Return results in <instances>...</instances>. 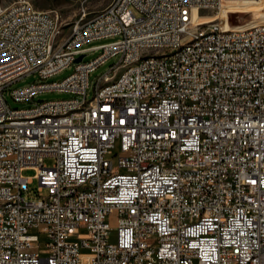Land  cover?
Returning a JSON list of instances; mask_svg holds the SVG:
<instances>
[{
  "label": "built area",
  "instance_id": "1",
  "mask_svg": "<svg viewBox=\"0 0 264 264\" xmlns=\"http://www.w3.org/2000/svg\"><path fill=\"white\" fill-rule=\"evenodd\" d=\"M13 2L0 5V264H264V23L194 22L231 0H113L71 26ZM53 92L71 97L35 101Z\"/></svg>",
  "mask_w": 264,
  "mask_h": 264
},
{
  "label": "rangeland",
  "instance_id": "2",
  "mask_svg": "<svg viewBox=\"0 0 264 264\" xmlns=\"http://www.w3.org/2000/svg\"><path fill=\"white\" fill-rule=\"evenodd\" d=\"M15 0H0V5L7 6ZM31 5L38 10L49 11L53 13H57L60 21L69 23V26L75 24L80 19V11L82 7L85 8L86 17L84 21L91 19L95 14L102 11L105 7H107L113 0H28ZM218 15H197L196 22L197 23H210L213 21L215 16H218L214 22L221 20L223 21V25L226 28L240 27L247 28L253 26L258 23H264V0H231L228 2L227 6H225ZM228 22V24L226 23ZM231 26V27H230ZM69 27L65 28L64 35H66L69 31ZM110 40H101L94 42L92 44L87 45L86 47L98 46L101 44H105ZM99 54V51L95 53H90L85 57L84 60H90L96 57ZM117 62L116 59L109 60L104 66L98 68L94 73L90 75L91 81V89L87 93V100L92 98V86L95 83L96 79L100 78L103 74H105L112 64ZM73 72V66L69 69H66L62 73L58 74L51 80L60 81L65 79ZM38 82V78L34 75L26 77L21 81L14 83L11 88H22L29 86L33 83ZM7 97V96H6ZM71 96L63 93H44L39 95L35 99V101H57V100H67ZM8 98V97H7ZM9 100L10 105L13 107H26L28 105H15ZM44 164L48 167L54 164L53 159H45ZM36 172L33 169H26L22 171V176L24 177H33ZM38 188L37 180H33L30 185L31 193L27 197L28 198H36L33 194V191ZM45 192L39 194L40 197L44 196Z\"/></svg>",
  "mask_w": 264,
  "mask_h": 264
},
{
  "label": "bare ground",
  "instance_id": "3",
  "mask_svg": "<svg viewBox=\"0 0 264 264\" xmlns=\"http://www.w3.org/2000/svg\"><path fill=\"white\" fill-rule=\"evenodd\" d=\"M24 5H31V3L28 0H24ZM2 9L13 10L14 3L7 5V6H2ZM0 17H1V10H0ZM196 18L197 16H195V19H194L195 23H197ZM216 19H218V16H215L212 22H214ZM242 32H253V26L243 28ZM128 69H136V62H128ZM124 77H125V70H117L115 74H111V76H109V85H118L119 83H123ZM45 124H52V117H45ZM0 132H2V125H0Z\"/></svg>",
  "mask_w": 264,
  "mask_h": 264
},
{
  "label": "water",
  "instance_id": "4",
  "mask_svg": "<svg viewBox=\"0 0 264 264\" xmlns=\"http://www.w3.org/2000/svg\"><path fill=\"white\" fill-rule=\"evenodd\" d=\"M82 59V56L78 57L76 60H75V63H79Z\"/></svg>",
  "mask_w": 264,
  "mask_h": 264
}]
</instances>
